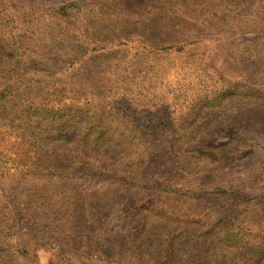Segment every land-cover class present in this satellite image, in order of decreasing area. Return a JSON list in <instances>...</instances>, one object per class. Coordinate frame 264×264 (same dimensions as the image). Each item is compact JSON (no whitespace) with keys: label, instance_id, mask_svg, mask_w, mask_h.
Returning a JSON list of instances; mask_svg holds the SVG:
<instances>
[{"label":"rangeland","instance_id":"1","mask_svg":"<svg viewBox=\"0 0 264 264\" xmlns=\"http://www.w3.org/2000/svg\"><path fill=\"white\" fill-rule=\"evenodd\" d=\"M0 264H264V0H0Z\"/></svg>","mask_w":264,"mask_h":264}]
</instances>
